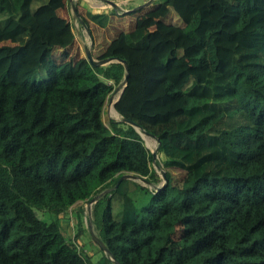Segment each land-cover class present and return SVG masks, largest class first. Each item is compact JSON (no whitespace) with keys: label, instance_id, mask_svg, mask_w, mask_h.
I'll return each mask as SVG.
<instances>
[{"label":"trees","instance_id":"trees-1","mask_svg":"<svg viewBox=\"0 0 264 264\" xmlns=\"http://www.w3.org/2000/svg\"><path fill=\"white\" fill-rule=\"evenodd\" d=\"M159 1L126 32L115 10L78 0L76 14L94 49L97 33H119L103 55L130 65L116 109L158 140L161 189L136 128L103 120L124 64L68 60L77 41L60 15L68 0H0V264H264V0ZM169 8L181 25L163 20ZM57 48L62 63L47 56ZM205 51L207 65L190 62ZM174 169L188 176L181 186ZM127 173L150 184L115 187ZM79 202L93 205L89 222L110 251L97 260ZM69 211L74 236L61 220Z\"/></svg>","mask_w":264,"mask_h":264},{"label":"rangeland","instance_id":"rangeland-1","mask_svg":"<svg viewBox=\"0 0 264 264\" xmlns=\"http://www.w3.org/2000/svg\"><path fill=\"white\" fill-rule=\"evenodd\" d=\"M74 4L73 5H76L77 4V1L78 0H74ZM93 0H90V3L88 1V3H86V6L90 9V10H95L97 8H95L94 4H92ZM137 1V0H135ZM139 2H143V0H138ZM133 3V2H132ZM155 5L152 7V6H147V7H144L143 9V12L138 15V17L140 18V20L142 19H145V15L146 13L150 10V9H153L155 8L156 6H158L160 4V1L158 0H155ZM103 4V3H101ZM84 6V5H83ZM86 8V7H85ZM68 12L65 13V16H67V19L73 24V27H74V31L76 33V36H78V33L80 35H83L86 33L85 29L83 26L80 25V21H81V17L75 12V9L74 7L71 9V7H68L67 9ZM174 13H172V12ZM126 13V12H125ZM136 13L134 12L133 14H122L124 15L122 18L127 21L126 19L130 20L134 17ZM175 14V15H174ZM136 17V15H135ZM137 17V18H138ZM163 19H167L170 23H173L175 25H181L182 24V20L180 19V17L177 15V13L171 8L168 9V12H166V15L162 17ZM129 22V21H128ZM130 26H128L129 28ZM149 29H153L154 24L152 23H149ZM153 31V30H152ZM114 35V32L112 34V38H113ZM111 38V34L110 35H107V36H102V39H101V43L100 45H103L104 41L106 43H109L110 40L112 39ZM91 38H88V44L90 46V43L92 42V39L90 41ZM5 43H8V44H11L13 48H16V44L14 43V41L12 40H9V41H5ZM156 43H158L156 41ZM155 43V44H156ZM99 45V47H101ZM98 46H96L97 48ZM95 48V49H96ZM206 51H208V49H206ZM203 52V54H201L200 56H197L196 58L192 59L190 62L192 64H195V65H207L208 64V53L207 52ZM64 51L60 48H57L55 50H52L48 53V58L49 59H54V57L57 58V61L62 63L63 61V58H64ZM95 54H96V51H95ZM141 57H143L145 59V56L142 55ZM77 58V55L75 57L70 59V61H73V59ZM145 61V60H144ZM72 63H69V65H71ZM141 69H142V65L141 64H137V63H133L132 64V75H131V91L132 93H137L140 86H141V83H142V73H141ZM46 73L44 71H41L39 74H38V79L41 80L45 77ZM30 81H34V78H32ZM123 81H121L122 83ZM120 83V84H121ZM119 85V84H118ZM118 85H114V90L113 92L111 93V95H114V97H117L118 94H116L114 91L115 89L117 88ZM139 94H140V91H139ZM139 97V96H138ZM103 120L104 122L106 123L107 126H109L110 122L112 120H117V121H120L122 120V117L121 115L119 114V116H115L113 111H112V108H111V101L110 99L108 98L106 103H105V107H104V113H103ZM150 136V135H148ZM152 138V142L151 141H148L145 137L143 138L144 141H145V144L146 146L148 147V149L151 151V152H155L157 151L158 153V156H157V162H155L153 160L152 162V165L157 169L158 173L162 172V170L164 169L162 163H158V161H160V156H159V152H158V149H159V143H158V140L152 136H150ZM150 143V144H149ZM152 143V144H151ZM159 164V165H158ZM165 170V169H164ZM187 174L184 170H181V169H174L173 170V181L174 183L177 185V186H181L185 183V181L187 180ZM138 181V180H136ZM138 182L140 183H143L141 180H139ZM164 183V180L162 179V181L160 182V184H158L157 186H161L162 184ZM153 187V186H151ZM79 204H84V207L86 209V212H85V221L87 222V225L88 226H91L90 222H89V219L90 216L92 215L91 213V210H92V207L93 205L91 203H82V202H79ZM70 214L69 215H66V216H61V220H62V223H63V226L68 230V232L74 236L77 232V228H76V223H77V220L74 216L71 215V211H69ZM180 229L178 230L177 232V235H176V238L179 237L183 232H184V229H183V226H179ZM92 230L94 231V226H91ZM95 232V231H94ZM89 238H86V240H84V242L87 244V247H86V250L89 254H91L93 256V259L94 260H97L100 258V256L102 255V251L101 249L98 247V245H95V244H92L90 243L88 240ZM79 243H82L79 241Z\"/></svg>","mask_w":264,"mask_h":264},{"label":"crops","instance_id":"crops-1","mask_svg":"<svg viewBox=\"0 0 264 264\" xmlns=\"http://www.w3.org/2000/svg\"><path fill=\"white\" fill-rule=\"evenodd\" d=\"M88 1H89V3H90V0H79V2L81 3V5L83 6L84 5V7H86L87 9H89L87 6H86V3H88ZM159 1V0H158ZM74 0H68V6L69 7H71V9L73 8V4H74ZM95 4H94V3ZM118 2H119V5L120 6H122L124 9H128L129 10V12H126V13H124V14H127V13H129V14H133L134 12L136 13L135 15H136V17H135V15H134V17L132 18V19H130V20H128V19H126L127 21H125V22H121V20H120V23H122L123 24V30H124V32H126L128 29V26H130V27H134L135 26V23H137V20H139L140 21V18L138 17V15H140L142 12H143V9H144V7L142 8L141 6H143L144 4H149L148 6H154L155 5V0H143V2H139L138 0L137 1H135V0H132V1H127L126 2V0H118ZM133 2V3H132ZM77 3H78V1H77ZM92 4H94V6H95V8H97V9H95V10H90V11H93V12H96V13H102V12H111L112 10H115V12L117 13V7L115 8V7H113V6H107V5H104L106 2H103L102 0H93L92 2H91ZM101 3H103V4H101ZM117 3V2H116ZM145 7H147V6H145ZM135 9V10H134ZM154 9V8H153ZM131 10H133V11H131ZM141 10V11H140ZM66 12H68L67 11V9H64V10H62L61 12H60V15L61 16H63L64 18H66L67 19V16H65V13ZM170 12H172V11H170ZM172 13H174V12H172ZM175 15V14H174ZM138 17V18H137ZM151 19V21L149 22V23H152V24H154V26H155V22H156V20H158V19H160V17H158V16H156V15H152V16H149ZM117 19V18H116ZM145 19H146V17H145ZM145 19H142V20H145ZM166 23H170L167 19H163ZM82 21V20H81ZM129 21V22H128ZM149 26V25H148ZM117 28V27H116ZM115 28V29H116ZM84 29H85V31H86V33L84 34V36L83 35H80L79 33H78V36H76V51L75 50H69V55H68V60L70 61V59H72L73 57H74V55H75V57H76V55H77V58H75V59H73V64L76 66L78 63H80V61L83 59V58H86V54H85V49H86V47H88L89 46V44L87 43V41H88V37L89 38H91L92 40H93V43H94V38H93V35H92V33L88 30V28L86 27V26H84ZM151 31L152 30H154L155 31V27H153V29H150ZM114 31V35L115 36H117V34H119V33H117L116 31L117 30H113ZM87 33H88V35H87ZM113 33V32H112ZM96 34V33H95ZM97 35V37H95V38H97L96 40L98 41V42H100L101 43V39H102V36H100V34H96ZM84 37V38H83ZM111 38H112V34H111ZM86 41H85V40ZM90 39V40H91ZM113 39V38H112ZM111 39V40H112ZM110 40V41H111ZM84 43V44H83ZM104 44L105 45H100L101 47H97L96 49H94V45H93V47H92V52H95L96 51V54H95V58L96 59H102V58H104V54L106 53L105 51H107V53H109L110 52V50H112V47L115 45V44H106L105 43V41H104ZM90 45H91V43H90ZM108 45V47H111V48H109L108 49V47H106ZM106 47V49L107 50H105L104 51V48ZM128 53V52H127ZM134 56V55H133ZM146 59H143V60H147V57H145ZM55 59H56V61H57V58L55 57ZM65 62H66V59H65ZM128 83V82H127ZM111 84H113V85H115V83H114V81H111ZM126 87H127V84L126 85H124V87L120 90V91H118L116 94H118L117 95V97H114V99H113V101L115 100V102L113 103V105H114V108L116 109V103L121 99V97L123 96V93H124V91H125V89H126ZM109 98V97H108ZM113 101H111V103L113 102ZM117 110V109H116ZM117 112H118V110H117ZM119 113V112H118ZM120 114V113H119Z\"/></svg>","mask_w":264,"mask_h":264},{"label":"water","instance_id":"water-1","mask_svg":"<svg viewBox=\"0 0 264 264\" xmlns=\"http://www.w3.org/2000/svg\"><path fill=\"white\" fill-rule=\"evenodd\" d=\"M103 2H106L108 4H110L111 6L113 7H118V4L114 1V0H102ZM149 4H144L143 6H141L142 8L145 7V6H148ZM74 9H75V12L77 13V8H76V5H74ZM135 10V9H134ZM133 11V10H131ZM126 12H129V10H127ZM94 43H93V40L91 42V45L86 47L85 49V54H86V58L88 60V62L94 66V67H98V66H105V65H108L110 63H113V62H120V63H123L124 66H125V76H124V79L122 80L123 82L121 84H119L117 86V88L115 89V93H117L118 91H120L124 85L127 84L128 82V78H129V71H130V65H129V62L125 59H121V58H115V57H106V58H102V59H96L93 55V52H92V47H93ZM109 99L110 101H113L114 99V95H111L109 96ZM120 121H124V122H127L129 124H131L132 126H134L136 128V130L140 133V135L142 136V138H144L142 132H144L146 135H150L147 131H142V128L136 124L135 122L127 119V118H122V120ZM151 136V135H150ZM153 153V156H154V161L156 162L157 160V156H158V153L157 151L155 152H152ZM159 165V164H158ZM161 175H162V178L164 180V183L161 185V186H158L157 189H161L163 187H166L167 186V183H168V177L166 175V171L163 169L162 172H161ZM125 179H134V180H141L142 182H144V184H150V182L143 178V177H140L138 174H134V173H127V174H124L122 175L116 186L117 187L123 180ZM113 189V188H112ZM109 191L106 190L105 192ZM97 199V198H96ZM96 199L94 201H96ZM91 213H92V210H91ZM91 236H92V239L94 240V242L99 246V248L104 251L105 253L109 254L110 251L109 249L107 248V246L105 245V243L103 242V240L91 229ZM111 259L113 261H116L115 257L114 256H111ZM118 264V263H117Z\"/></svg>","mask_w":264,"mask_h":264},{"label":"bare ground","instance_id":"bare-ground-1","mask_svg":"<svg viewBox=\"0 0 264 264\" xmlns=\"http://www.w3.org/2000/svg\"><path fill=\"white\" fill-rule=\"evenodd\" d=\"M87 35H88V33H87ZM84 38V37H83ZM89 38V37H88ZM85 40V39H84ZM86 41V40H85ZM91 41V40H90ZM88 43V42H87ZM84 44V43H83ZM111 96V95H110ZM115 102V100L111 103V108H112V111H113V113H114V115L115 116H119V113L117 112V110L114 108V105H113V103ZM142 134H143V136L148 140V141H153L152 140V138L150 137V136H148V135H146L144 132H142ZM150 144V143H149ZM152 144V143H151Z\"/></svg>","mask_w":264,"mask_h":264},{"label":"built area","instance_id":"built-area-1","mask_svg":"<svg viewBox=\"0 0 264 264\" xmlns=\"http://www.w3.org/2000/svg\"><path fill=\"white\" fill-rule=\"evenodd\" d=\"M115 2H117V4H118V9H117V12H118V14H124L128 9H124L122 6H120L119 5V2H118V0H114ZM127 1H132V0H126V2ZM108 3H105L104 5H107ZM107 6H111L110 4H108Z\"/></svg>","mask_w":264,"mask_h":264},{"label":"flooded vegetation","instance_id":"flooded-vegetation-1","mask_svg":"<svg viewBox=\"0 0 264 264\" xmlns=\"http://www.w3.org/2000/svg\"><path fill=\"white\" fill-rule=\"evenodd\" d=\"M74 7V6H73Z\"/></svg>","mask_w":264,"mask_h":264}]
</instances>
